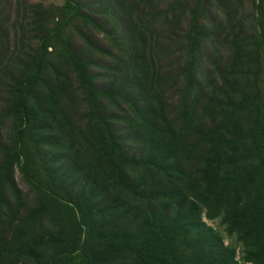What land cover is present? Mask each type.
<instances>
[{
  "label": "trees",
  "instance_id": "16d2710c",
  "mask_svg": "<svg viewBox=\"0 0 264 264\" xmlns=\"http://www.w3.org/2000/svg\"><path fill=\"white\" fill-rule=\"evenodd\" d=\"M0 264H264V0H0Z\"/></svg>",
  "mask_w": 264,
  "mask_h": 264
}]
</instances>
